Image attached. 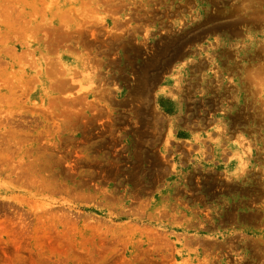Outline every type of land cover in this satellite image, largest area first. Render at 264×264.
<instances>
[{"label": "rangeland", "instance_id": "1", "mask_svg": "<svg viewBox=\"0 0 264 264\" xmlns=\"http://www.w3.org/2000/svg\"><path fill=\"white\" fill-rule=\"evenodd\" d=\"M0 264H264V0H0Z\"/></svg>", "mask_w": 264, "mask_h": 264}]
</instances>
